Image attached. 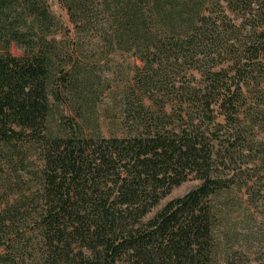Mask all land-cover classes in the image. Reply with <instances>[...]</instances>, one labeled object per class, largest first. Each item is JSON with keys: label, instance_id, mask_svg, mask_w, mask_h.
<instances>
[{"label": "trees", "instance_id": "1", "mask_svg": "<svg viewBox=\"0 0 264 264\" xmlns=\"http://www.w3.org/2000/svg\"><path fill=\"white\" fill-rule=\"evenodd\" d=\"M60 6L0 0V264H218V199L264 206V0Z\"/></svg>", "mask_w": 264, "mask_h": 264}, {"label": "rangeland", "instance_id": "2", "mask_svg": "<svg viewBox=\"0 0 264 264\" xmlns=\"http://www.w3.org/2000/svg\"><path fill=\"white\" fill-rule=\"evenodd\" d=\"M51 9L58 15L65 16L64 10L60 6V0H49ZM11 51L15 54H20V51L15 47H11ZM117 63L125 64L121 57H117ZM120 69H111L117 80L122 79ZM56 104L54 111H56ZM62 105L58 110L67 111ZM52 123H54L52 121ZM200 181L195 178H189L182 182L179 186L174 187L171 192L161 200L155 212L166 201L172 198L184 195L191 188L198 185ZM233 200L239 199V193L232 194ZM222 202V203H220ZM223 198L218 199V208H222L218 216V264H264V206L255 207L246 203L242 205L237 202L228 207L223 204Z\"/></svg>", "mask_w": 264, "mask_h": 264}]
</instances>
